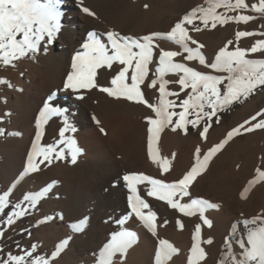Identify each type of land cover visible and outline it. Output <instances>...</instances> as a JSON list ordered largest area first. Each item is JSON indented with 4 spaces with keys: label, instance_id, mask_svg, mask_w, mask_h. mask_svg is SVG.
Returning <instances> with one entry per match:
<instances>
[{
    "label": "bare ground",
    "instance_id": "bare-ground-1",
    "mask_svg": "<svg viewBox=\"0 0 264 264\" xmlns=\"http://www.w3.org/2000/svg\"><path fill=\"white\" fill-rule=\"evenodd\" d=\"M41 2L44 3L46 0ZM84 7L94 15L84 13L82 11ZM197 7L207 8L209 4L204 0H167L163 5H158L155 0H82V3L81 0H61L60 10L64 15L61 17V29L53 42L42 43L37 54H30L13 62L15 66L21 68V71L16 79H12V75H9L13 88L9 89L8 95L7 91L3 93L7 114L1 124L17 139V143L14 152L8 157L3 176L17 173L14 178L18 183L27 182L28 157L38 131L39 113L49 97H53L52 106L68 109L66 115L74 131L65 133V140H74L79 149L75 163L72 162L69 167L59 164L43 173L45 179L57 177L46 189L50 187V190L57 195V199L53 202L60 215L58 230L62 241H68L67 245L63 246L59 264H70L74 259L78 263L86 260L87 264H98L99 253L110 241L111 235L121 230L135 232L136 240L127 250L124 258L120 255L115 256L114 264H155L154 256L161 239L168 240L179 250L167 264H187L197 224L201 225V246L207 254V258L200 264H219L225 253L226 240L231 236L235 225H241L236 237L246 241L247 229L243 227L245 220L231 222L232 214L227 201L219 199L218 195L203 197L198 194V183H201L204 176L211 171L220 156L219 151L190 185V196L180 200L181 203H190L192 199H202L218 205V208L205 209L204 215L211 221V227L203 224L199 213L185 216L178 210L171 209L165 202L146 196V183L138 184V194L157 213V234L152 235L131 211L126 195L128 188L122 179L124 175L133 173L150 176L165 183L179 180L195 164L196 149L202 151V159L210 147L226 138L227 129L221 128L206 133L203 137L193 138L179 131H173L169 123L160 131L153 144V150L157 154L156 159L161 161L158 164L149 156L147 129L151 125L146 119V117L155 119V113L145 104L127 101L123 97L117 99L99 90L100 87L111 85L110 80L118 74L115 71L116 64L108 71L103 68L97 69L95 77L97 88L79 89L77 92L65 88L67 76L72 72L73 58L78 51H81L82 43L87 40L88 33L96 32L106 44L108 32L129 35L133 38H141L143 35L158 31L167 34L177 22L182 21L185 15ZM199 15L198 13L194 18L193 25L184 24V27L188 29V35L192 40L197 41V44L189 41V47L198 48L202 44L203 48L199 50L206 61L215 62V56L226 45L229 51H234L236 48L248 50L241 45L237 37L231 44L227 43L235 36L234 26L228 27L226 33L219 37L217 34L219 28L208 29L200 25L202 20ZM194 25L199 26L201 31H193ZM226 34L230 35L228 39ZM261 36L260 41L264 40L263 35ZM154 44L158 45L153 49L154 75L151 76L149 71L140 88L144 99L155 105L160 98L159 83L154 89L148 85L155 77V68L159 66V53L162 50L177 51L180 55L173 58V62L183 63L187 67H190V62L197 59L187 60L185 57L188 54L183 52L179 45L167 39L157 38ZM1 74L0 69V78ZM131 74L132 69H129L128 75ZM172 77L171 72L164 76V79L169 81L165 85L166 91ZM127 82L131 83L130 80ZM77 95H82L83 99H78ZM178 95H183L186 99L188 95H192V91L179 92ZM165 100L172 101V96L165 97ZM181 105L182 103H179L176 112L184 111ZM167 110L173 112L171 108ZM63 127L61 117L50 118L42 126L39 143L44 146L55 145L57 153L62 151L66 155H71L68 144L60 142L59 131ZM251 137L242 144L237 138H232L229 147L231 150L248 149L253 145L254 139ZM165 158L170 161L169 171L166 173L162 169ZM251 162V157L246 154L241 166L235 167L233 164V168L227 169L223 187L225 185L224 189H227V192L239 198L246 213L253 210L261 213L247 220L250 228L257 229L264 222V179H258V170L264 171V160L256 166ZM253 180L258 182L250 186ZM37 190L33 183L29 193L36 194ZM147 211L144 210L145 213ZM85 218L83 231H73L72 225L85 221ZM254 219L257 220L256 224L251 223ZM208 239H212L213 242L208 244ZM231 243L232 250L238 255L240 249L235 243V238ZM228 264H231L230 260Z\"/></svg>",
    "mask_w": 264,
    "mask_h": 264
},
{
    "label": "snow or ice",
    "instance_id": "snow-or-ice-1",
    "mask_svg": "<svg viewBox=\"0 0 264 264\" xmlns=\"http://www.w3.org/2000/svg\"><path fill=\"white\" fill-rule=\"evenodd\" d=\"M209 7H197L192 9L190 13L185 15L182 21L177 22L171 31L167 34L152 33L141 38H133L129 36H121L119 33H106L107 44L101 41L99 34L96 32L88 33L87 40L82 43V51H78L72 61V73L67 76L66 89L77 92L79 89L97 88L95 77L97 69L103 68L105 71L113 69V65L117 67L115 71L118 74L110 80V84L115 87H100L99 90L107 93L111 97L117 99L123 97L127 101H134L138 104H145L152 112L155 113L156 118H147L151 127H148V152L151 159L160 164L161 161L156 159V152L153 150V144L158 137L160 131L172 122L173 115L179 116V122L175 124L172 129L177 128L187 130L186 125L192 124L196 126L199 120H205V126L201 132V136H205L209 129V121L217 114V110L234 101L240 100L242 97L247 98L254 90L264 86V60L248 59L246 58L247 51L256 53L258 51L264 52V40L258 41L257 45L251 47L250 50L236 48L234 51H229L227 45L221 48L215 56V62L208 65L214 70L227 72V77L216 75H205L199 71H195L191 67H187L183 63L173 62V58L180 55L177 51H161L158 57V65L155 68V77L150 80L149 87L154 89L159 83V103L152 104L144 99L140 85L143 84L148 77L149 65L153 60V49L158 47L154 44L157 38L167 39L176 45H179L183 52L188 55L185 57L191 61L198 59L201 65L205 64V58L200 52L203 45L198 48L189 47V41L192 44H197V41L192 40L188 35V29L184 24L193 25L194 18L199 13V18L202 20L205 28L209 25L211 18V27L215 28L217 22L225 24L229 20L237 22H247L253 17L247 15L239 16H221L215 12L218 7H224L228 10L245 9L249 5L245 0H207ZM82 3V0H81ZM61 0H46L42 3L41 0H0V63L5 66L12 65L13 62L21 58L27 57L30 54L34 55L40 51L41 44H51L56 34L61 29V17L64 13L60 10ZM147 7V5H145ZM252 10L264 13V0H260V5H251ZM82 11L88 15H94L87 7L82 8ZM193 31L199 32V26H193ZM236 37H245L253 35V33L245 31H237ZM19 37V38H18ZM231 44L232 41H228ZM124 66V67H120ZM129 69H132V74L129 76ZM183 73L180 76L178 83L182 89L191 88L192 95H188L182 101L184 111L174 113L167 109L173 106V101L165 100V97L170 95H178L166 91L165 85L169 83L164 79L166 73ZM228 83L225 86L224 93L221 92L219 85L223 84L224 80ZM131 81L128 83L127 81ZM0 83H8L6 80H0ZM78 99H83L82 95H77ZM53 97H49L45 103L43 110L39 113V120L37 121V134L32 145V151L28 157L27 171L29 173L39 170V164L45 161H50L53 156L60 159L63 158V152H56L55 145H41L42 126L52 117L59 116L63 119L64 127L59 131L61 143H66L70 147L72 162H76V157L79 149L75 145L74 140H65V133L74 131L69 123L66 113L68 109L52 106ZM205 107L209 110L205 111ZM195 111L196 119L187 120L186 114L189 110ZM264 117V112L257 113L251 117V121H256L257 117ZM250 121H245L239 127L232 129L227 133L226 138L214 146L210 147L206 154L201 159L200 149L195 151V164L187 171L183 177L172 183H165L162 180H157L143 174H130L122 177L129 191L128 201L131 211L143 223V226L152 234H157V213L153 211L150 205L141 198L138 194L137 185L146 182L145 194L148 197H154L159 201L165 202L171 209H176L185 216L195 215L199 213L203 224L211 227V221L208 220L204 213L207 208H218L216 204H212L202 199H192L190 203H181L180 200L184 197L190 196L189 187L198 175L205 169L210 159L221 150L234 135H238L245 125H249ZM254 128L264 129V118H261L258 123L246 128V131H252ZM103 131V130H102ZM170 161L165 158L162 162V169L166 173L169 171ZM258 179H264V171L258 170ZM258 180L250 182L257 183ZM50 190H42L39 193H26L23 196V201L27 205L25 207L19 202L11 205L13 211L5 221L6 224L11 225L13 218L17 216H24L33 208L34 203L45 192ZM247 191V189H245ZM11 193L5 192L0 195V215L3 214L6 207L9 206V197ZM147 209V213L144 210ZM86 223L81 221L72 225L73 231H83ZM123 223V221H120ZM252 224H256L254 219ZM182 228L183 225L181 224ZM243 227L247 229V239L237 238L236 233L240 230L241 225L237 224L233 227L231 236L226 240L225 253L221 257L219 264H264V222L261 223L257 229L249 227V221H243ZM3 236V231L0 230V237ZM235 238V243L238 245L240 252L237 253L232 250V239ZM193 245L190 249V255L187 264H200L201 261L207 258L204 248L201 246V225L197 224L193 235ZM136 240V233L127 230H121L111 235L110 241L104 246L99 253L100 259L98 264H114V258L120 255L122 258L126 256L127 250L132 246ZM212 239H208L207 243L211 244ZM62 245H67L68 241H62ZM35 247V246H33ZM60 246L57 251L52 254L55 259L59 255ZM179 250L175 248L168 240H159V248L154 256L155 264H167L174 254H178ZM30 264H50L47 256L31 258ZM0 264H25V256L7 254V258H0Z\"/></svg>",
    "mask_w": 264,
    "mask_h": 264
},
{
    "label": "rangeland",
    "instance_id": "rangeland-1",
    "mask_svg": "<svg viewBox=\"0 0 264 264\" xmlns=\"http://www.w3.org/2000/svg\"><path fill=\"white\" fill-rule=\"evenodd\" d=\"M158 5H163L164 2L167 0H155ZM207 1V0H204ZM161 2V3H160ZM231 3H235V0H231ZM245 3L249 5L248 8L245 9H235V10H228L224 7H218L215 9V12L221 16H239V15H247L253 17V19L244 22V21H235L229 20L225 24H220L217 22L216 27L218 29V36H223L227 28L234 26L235 33L237 31H245L253 33V35L239 37L238 39L241 41V45L246 47L248 50L251 47L257 45V42L260 41L261 35L264 37V13L254 11L251 8V5L255 4L257 6L260 5V0H245ZM181 5V3H179ZM200 16V15H199ZM211 18L209 19L208 29L211 27ZM203 25V22L201 21ZM219 23V24H218ZM220 25V26H219ZM204 26V25H203ZM93 32V31H92ZM157 33L165 34L166 32L158 31ZM126 36V35H121ZM129 36V35H128ZM145 36V35H143ZM230 35L226 34V39H228ZM131 37V36H129ZM19 38V37H18ZM102 38V37H100ZM137 38V37H136ZM236 39V35L231 37L229 41H233ZM82 51V47H81ZM248 59H256V60H264V52H248L246 55ZM184 59V62L187 61ZM211 63L205 60V64L201 65L199 60H195L192 63L190 62V67L193 68L195 71H198L205 74V75H216L227 77V72H221L212 69L208 65ZM153 63L149 65L150 75L153 76L154 73L152 72ZM1 69V78L0 80H6L8 83H0V195H3L5 192H10L11 195L9 200L12 202H19L23 204L25 207L27 205L23 201V196L26 193H29L31 185L34 183L35 189L39 192L45 190L48 184L57 179V177H51L45 179L43 173H45L48 169L52 167H56L59 164H63L65 166H70L72 163L71 155H66L63 153V158L57 159L55 156L50 161H45L44 163L39 164V170L29 173L27 182H20L18 183L14 178L17 173H10L8 176H3L4 168L7 166V160L10 154L14 152L16 148L17 139L14 138L13 135L9 134L5 129L6 127L2 126V122H4V116L7 114V110L5 109V104L3 101L5 100V96L3 93L7 91V95L9 94V89L13 88V85L10 84L9 75H12V79H16L17 74L21 71V68L18 66L8 65L5 66L0 63ZM73 71V70H72ZM72 73V72H71ZM172 79L171 83L168 86V91L172 93H179V92H186L191 90V88H184L182 89L178 83L180 76L183 73H171ZM228 81L225 79L223 84L219 85L221 92L224 93L225 86ZM2 86V87H1ZM109 87H115L110 85ZM2 88V89H1ZM180 88V89H179ZM173 106L171 107L174 113L178 110L179 103H182L183 95H171ZM159 103V102H158ZM178 103V104H177ZM197 109L193 111L192 109L189 110V113L186 114V119L189 115H195ZM264 112V86L257 88L254 90L250 98H248L240 107L235 110H232L225 115L221 116L219 119H216L211 124H209V129L207 133H212L218 129L225 128L227 131H231L234 128L239 127L241 124H244L245 121H250L249 125H245L244 129H241L240 134L234 135L233 138H237V140L242 144L245 143L248 138H253L252 146L248 149H235L231 150L229 147V141L225 146L219 150V158L213 164L211 171L209 174L204 176L203 181L198 183V194L202 195L203 197H208V195H218L219 199L223 201H227V205L230 209L232 214V223L241 222L242 220H251L253 217L258 216L261 214L257 210H253L250 213H246L243 208V203H241L237 196L230 194L225 190L223 187V182L225 181L224 175L227 169L241 166V161L243 157L247 154V156L251 157V163L253 166L258 165L261 160H264V129L262 128H254L252 131H246L245 129L251 125H254L259 122L261 118L264 117H257L256 121H251V117L256 115L257 113ZM174 120H179L178 115H173L172 122ZM171 122V124H172ZM205 124L200 123L198 124L193 130L181 129L177 128L176 131H179L185 135L192 136L193 138L201 137V132L203 131V127ZM171 127V126H170ZM174 127H171L173 129ZM244 151V152H243ZM202 152V151H201ZM234 160V161H233ZM234 164V165H233ZM133 173H128L130 175ZM150 177V176H149ZM153 178V177H151ZM218 178V181H217ZM155 179V178H154ZM177 180L170 181L168 183L175 182ZM146 183V182H145ZM215 183V184H214ZM221 183V184H219ZM217 184V185H216ZM264 184V180H263ZM217 186V187H216ZM30 187V188H29ZM221 187V188H220ZM219 188V189H218ZM221 190V191H220ZM229 191V190H228ZM228 193V194H227ZM129 191L127 192V202ZM221 197V198H220ZM57 199V195L48 190L45 192V195L40 197L33 205V208L27 212L24 216H18L13 218V222L11 225L5 223L7 217L9 215L6 214L7 207L5 208L2 215H0V230L3 231V236L0 237V258H7V254L11 253L13 256L21 255L25 256V264H30L29 255L31 258L37 257H45L47 256L50 264H59L58 260L60 254L63 252L62 239L60 238V233L58 230L60 215L58 214L57 208L54 206V202ZM229 200V201H228ZM54 201V202H53ZM264 213V212H263ZM34 225L32 228L31 226ZM256 226V225H255ZM35 246V247H33ZM58 246H60L59 255L52 258V254L57 251ZM75 260V261H74ZM72 260L70 264H87L86 260H81L79 263L76 259Z\"/></svg>",
    "mask_w": 264,
    "mask_h": 264
},
{
    "label": "trees",
    "instance_id": "trees-1",
    "mask_svg": "<svg viewBox=\"0 0 264 264\" xmlns=\"http://www.w3.org/2000/svg\"><path fill=\"white\" fill-rule=\"evenodd\" d=\"M251 95V94H250ZM250 95L245 99V98H241L240 100H238V101H234L233 103H231L230 105H227V106H225V107H223V108H221V109H218L217 110V114L215 115V116H213L212 117V119H211V121H209L208 123L209 124H211L213 121H215L216 119H219L221 116H223V115H225L226 113H228V112H230V111H232V110H235V109H237L238 107H240L248 98H250ZM205 111H208L209 109L207 108V107H205V109H204ZM197 111H199V109H197ZM196 119V117L194 116V115H189L188 116V118H187V120H195ZM207 118H202V119H200L199 120V123L198 124H200V123H203V124H205V120H206ZM179 122V120H174L173 122H172V124L170 123V126L171 127H175V124L176 123H178ZM197 124V125H198ZM196 125V126H197ZM196 126H193L192 124H187L186 125V128L187 129H189V130H193ZM181 129H183V128H181ZM0 161H1V157H0ZM16 203H18V202H12V200H9V206L7 207V211H6V214L7 215H11V212L13 211V209H12V207H11V205H14V204H16ZM18 217V216H17ZM15 218V217H14ZM32 228L34 227V225H32L31 226ZM37 257V256H36ZM44 257V256H43Z\"/></svg>",
    "mask_w": 264,
    "mask_h": 264
}]
</instances>
